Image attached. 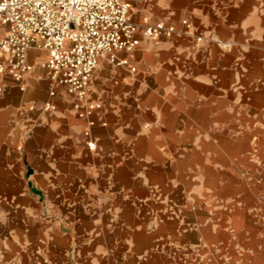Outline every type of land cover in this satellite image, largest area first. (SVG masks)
<instances>
[{
    "label": "crops",
    "instance_id": "0c3cea01",
    "mask_svg": "<svg viewBox=\"0 0 264 264\" xmlns=\"http://www.w3.org/2000/svg\"><path fill=\"white\" fill-rule=\"evenodd\" d=\"M130 1L176 31L101 58L95 114L50 95L46 51L24 90L0 75V264H246L229 194L240 165L264 179V0Z\"/></svg>",
    "mask_w": 264,
    "mask_h": 264
},
{
    "label": "built area",
    "instance_id": "2783aa9c",
    "mask_svg": "<svg viewBox=\"0 0 264 264\" xmlns=\"http://www.w3.org/2000/svg\"><path fill=\"white\" fill-rule=\"evenodd\" d=\"M183 23L190 26L187 20ZM0 29V75H10L24 90V78L35 68L29 51H46L39 65L54 85L50 95L64 87L76 99L80 117L103 108L101 101L90 97L102 57L115 65L130 66L118 53L134 51L141 43L140 35L157 39L176 31L164 20L136 22L130 0H0ZM53 107L47 102L43 109ZM94 124L89 120L87 136ZM87 146L93 150L96 144L89 139Z\"/></svg>",
    "mask_w": 264,
    "mask_h": 264
},
{
    "label": "rangeland",
    "instance_id": "374dc122",
    "mask_svg": "<svg viewBox=\"0 0 264 264\" xmlns=\"http://www.w3.org/2000/svg\"><path fill=\"white\" fill-rule=\"evenodd\" d=\"M254 156L259 157L257 152ZM259 176V172L253 167L247 169L246 166L240 165L239 169L234 170V189L229 194L234 196V231L237 252H240L236 254L235 259L246 264H256L250 263L249 260L246 262L245 254L253 250L255 245L264 244V179ZM248 212L251 214L244 218L243 215H248ZM260 264H264V261Z\"/></svg>",
    "mask_w": 264,
    "mask_h": 264
}]
</instances>
